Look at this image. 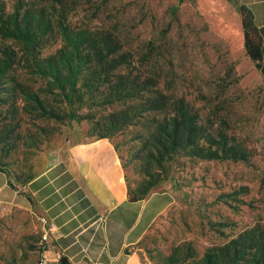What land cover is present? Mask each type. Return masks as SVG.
<instances>
[{"label": "rangeland", "instance_id": "1", "mask_svg": "<svg viewBox=\"0 0 264 264\" xmlns=\"http://www.w3.org/2000/svg\"><path fill=\"white\" fill-rule=\"evenodd\" d=\"M45 1L54 25L113 32L143 71L158 76L162 87L184 97L248 152L246 162L174 156L154 168L155 185L144 201L166 194L170 206L138 245L144 257L151 264H165L164 258L176 250V264H203L207 251L246 229L264 227V78L238 39L235 14L219 0H35ZM5 2L13 13L17 0ZM63 45L55 29L42 57ZM10 47L18 50L16 43L0 37V51ZM15 75L47 107L62 108L48 81L19 68ZM11 95L1 96L7 103L0 104V174L6 176L10 194L18 192L20 206L27 200L30 210L26 182L70 144L98 138L90 137L89 122L40 117L21 94L17 102ZM137 131L131 128L105 139L117 153L131 192L143 191L151 181L136 158ZM8 196H3L5 202L11 201ZM1 205L7 211L0 218V264H37L45 242L39 233L27 231L38 219L23 208Z\"/></svg>", "mask_w": 264, "mask_h": 264}, {"label": "trees", "instance_id": "2", "mask_svg": "<svg viewBox=\"0 0 264 264\" xmlns=\"http://www.w3.org/2000/svg\"><path fill=\"white\" fill-rule=\"evenodd\" d=\"M47 3L17 0L14 12L9 14L5 0H0V37L13 41L18 48L0 51V104L7 103L2 95L10 98L13 93L11 97L16 101L21 94L40 117L89 122L90 137L98 140L111 139L127 129L138 130L133 137L139 147L136 158L151 181L145 182L148 187L143 191L128 189L130 203L145 200L155 185L154 168L174 156L201 161L248 160L247 150L235 137L212 119L202 117L184 97L162 87L158 76L143 71L135 56L123 51L117 35L108 30L71 27L64 22L54 25L47 14ZM241 17L247 56L257 62L261 57L260 37L251 15L242 10ZM55 29L64 45L43 58L42 52ZM18 68L48 81L58 92L62 108L47 107L29 86L26 89L15 75ZM176 252L164 258L165 264L179 261ZM202 261L264 264V227L256 226L233 236L224 245L207 251Z\"/></svg>", "mask_w": 264, "mask_h": 264}, {"label": "crops", "instance_id": "3", "mask_svg": "<svg viewBox=\"0 0 264 264\" xmlns=\"http://www.w3.org/2000/svg\"><path fill=\"white\" fill-rule=\"evenodd\" d=\"M219 2L235 14L237 36L245 50L241 11L251 15L261 57L249 62L264 78V0ZM27 191L32 210L27 200L20 206L18 192L10 194L8 180L0 174V204L35 215L39 223L27 232L41 235L42 254L52 264H151L138 245L170 203L166 194L130 203L124 169L108 141L70 144L27 184ZM7 193L10 202L3 199Z\"/></svg>", "mask_w": 264, "mask_h": 264}, {"label": "built area", "instance_id": "4", "mask_svg": "<svg viewBox=\"0 0 264 264\" xmlns=\"http://www.w3.org/2000/svg\"><path fill=\"white\" fill-rule=\"evenodd\" d=\"M6 211H7V208L0 204V218H2L4 216ZM44 223L47 224V221L44 220ZM50 229L54 230L55 226L50 225ZM37 264H52V263L42 254L41 257L39 258Z\"/></svg>", "mask_w": 264, "mask_h": 264}]
</instances>
